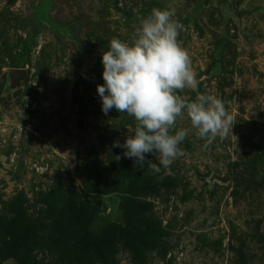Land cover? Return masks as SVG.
<instances>
[{
	"label": "rangeland",
	"instance_id": "374dc122",
	"mask_svg": "<svg viewBox=\"0 0 264 264\" xmlns=\"http://www.w3.org/2000/svg\"><path fill=\"white\" fill-rule=\"evenodd\" d=\"M153 8L233 118L206 148L178 118L159 172L112 147L135 121L95 91ZM0 264H264V0H0Z\"/></svg>",
	"mask_w": 264,
	"mask_h": 264
},
{
	"label": "clouds",
	"instance_id": "9594fccd",
	"mask_svg": "<svg viewBox=\"0 0 264 264\" xmlns=\"http://www.w3.org/2000/svg\"><path fill=\"white\" fill-rule=\"evenodd\" d=\"M173 15L172 10L153 8L130 41L111 38L100 54L103 83L95 86L103 114L115 109L135 121L133 133L122 142L114 140L112 147L153 172L183 154L178 145L189 129L170 131L178 118L189 119L195 136L205 140V148L233 125L221 99L197 91L190 57L177 41L183 25ZM185 88L196 92L194 99L177 95ZM146 154L154 156L155 162L147 160ZM113 158L119 161L121 156Z\"/></svg>",
	"mask_w": 264,
	"mask_h": 264
},
{
	"label": "water",
	"instance_id": "95a60500",
	"mask_svg": "<svg viewBox=\"0 0 264 264\" xmlns=\"http://www.w3.org/2000/svg\"><path fill=\"white\" fill-rule=\"evenodd\" d=\"M9 76L12 79L13 82L17 83L18 79L20 78H26V76L24 75L23 70L20 69H13L9 71Z\"/></svg>",
	"mask_w": 264,
	"mask_h": 264
}]
</instances>
